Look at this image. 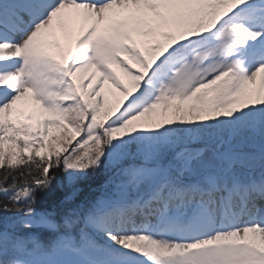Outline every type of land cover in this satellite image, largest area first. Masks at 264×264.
<instances>
[{"label": "snow or ice", "instance_id": "1", "mask_svg": "<svg viewBox=\"0 0 264 264\" xmlns=\"http://www.w3.org/2000/svg\"><path fill=\"white\" fill-rule=\"evenodd\" d=\"M0 264H264V0H0Z\"/></svg>", "mask_w": 264, "mask_h": 264}, {"label": "trees", "instance_id": "2", "mask_svg": "<svg viewBox=\"0 0 264 264\" xmlns=\"http://www.w3.org/2000/svg\"><path fill=\"white\" fill-rule=\"evenodd\" d=\"M103 176H104V173H103V170H101V172L98 174V181H97V183L93 184V187H98V183H99V181L103 180ZM85 187H87V186L85 185Z\"/></svg>", "mask_w": 264, "mask_h": 264}]
</instances>
